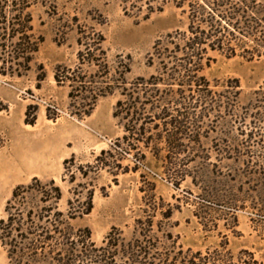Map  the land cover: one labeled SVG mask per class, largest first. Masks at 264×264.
Segmentation results:
<instances>
[{"label": "rangeland", "instance_id": "374dc122", "mask_svg": "<svg viewBox=\"0 0 264 264\" xmlns=\"http://www.w3.org/2000/svg\"><path fill=\"white\" fill-rule=\"evenodd\" d=\"M30 1L33 33L41 42L30 69L11 76L10 67L0 61V71L10 72H0V220L6 217L7 202L17 185L29 184L34 177L55 179L63 189L64 206L69 199L85 201L92 191L93 210L73 224L89 228L100 246L114 227L131 239L152 220L150 235L161 253L174 248L204 254L230 251L232 264H247V253H252L264 264V137L248 142L254 116L243 110L251 105L253 92L264 86V57L248 61L241 49L233 58L209 52L212 62L203 71L205 78L218 93L227 80L240 81L238 106L247 127L237 122L231 131L224 112V117L213 116L204 123L200 138L184 140L195 146L197 156L182 162L184 156L179 155L165 166L150 151L142 158L124 151L123 145L116 147L117 138L125 135L114 116L121 99L118 91L99 97L91 114L82 116L76 113L83 106L82 98L73 101L70 83L59 84L55 74L60 66L81 67L83 73L96 75L95 81L99 73L106 74L100 64L81 65L79 38L84 29L104 36L110 74H118L124 60L131 65L126 74L130 82L164 77L159 74L161 65L157 60L151 63L149 54L167 34L188 29V14L171 0L164 5L154 2L164 10L154 11L148 19H144L147 5L143 8L136 0ZM34 118V125L27 124ZM260 125L264 133V119ZM240 127H246V135L238 131ZM158 133L153 128L148 134ZM230 146L260 156L253 171L262 173L244 176L247 166L228 154ZM67 170L76 172L74 182ZM0 264H9L1 244Z\"/></svg>", "mask_w": 264, "mask_h": 264}, {"label": "trees", "instance_id": "16d2710c", "mask_svg": "<svg viewBox=\"0 0 264 264\" xmlns=\"http://www.w3.org/2000/svg\"><path fill=\"white\" fill-rule=\"evenodd\" d=\"M156 1L161 5L167 2L136 0L143 8L147 5L144 19L156 10H164V6L153 5ZM171 1L188 14L189 25L187 30L167 34L149 54L151 63L157 60L161 65L159 74L164 77H141L130 82L126 74L131 65L122 57L116 69L118 74H110L102 48L104 36L84 29L80 30L79 38L83 47L79 52L81 65L100 64L106 74L99 73L95 81L96 75L83 73L81 67L65 66L58 67L55 74L59 84L70 83L73 101L82 98L83 106L76 112L82 116L91 114L99 97L118 91L121 99L115 104L114 116L125 135L117 138L116 147L123 145L124 151L142 158L150 151L165 166L179 155L184 156L180 159L182 162L197 156L195 146L184 140L200 138L206 130L204 123L211 117H224L221 116L224 112L231 131L236 130L237 122L246 123L244 111L238 106L242 94L240 81L227 80L222 85L223 91L218 93L205 78L203 71L212 62L209 52L233 58L241 49L248 61L264 57L263 3L257 0ZM31 5L30 0H0V61L12 70L11 73L0 71L3 75L21 76L20 70L30 69L39 50L41 42L33 33ZM128 58L131 60V56ZM163 82L161 89L158 85ZM251 101L249 107L243 108L247 116H254V122L249 124L248 142L264 137L260 125L264 119V86L253 92ZM35 121L34 118L27 124L34 125ZM246 127L238 131L246 135ZM153 128L159 133L148 134ZM227 152L246 164L247 171H242L244 176L252 178L262 173L253 171L260 159V156L255 158L253 151L230 146ZM67 171L72 173L70 182H74L76 172ZM63 200V189L55 179L43 181L34 177L29 184L15 187L5 208L6 217L0 220V244L9 264H232L230 251L204 254L183 249L176 252L174 248L159 252L150 235L154 229L152 220L147 222L145 230H136L131 239L114 227L100 246L93 240L89 228L79 229L73 224L75 219L93 210L92 191L83 202L79 198L69 199L64 206ZM247 254L250 258L247 264H260L252 253Z\"/></svg>", "mask_w": 264, "mask_h": 264}]
</instances>
